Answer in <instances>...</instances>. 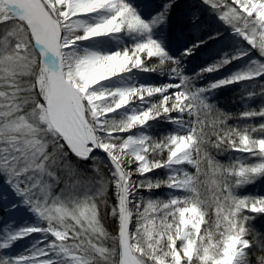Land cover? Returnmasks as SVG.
Segmentation results:
<instances>
[{
    "label": "snow or ice",
    "instance_id": "obj_1",
    "mask_svg": "<svg viewBox=\"0 0 264 264\" xmlns=\"http://www.w3.org/2000/svg\"><path fill=\"white\" fill-rule=\"evenodd\" d=\"M173 3L146 19L131 0H0V207L36 217L0 228V264H264V194L244 191L264 178V103L208 99L240 81L264 96V0H201L222 26L207 40L244 43L192 77L151 35Z\"/></svg>",
    "mask_w": 264,
    "mask_h": 264
},
{
    "label": "rangeland",
    "instance_id": "obj_2",
    "mask_svg": "<svg viewBox=\"0 0 264 264\" xmlns=\"http://www.w3.org/2000/svg\"><path fill=\"white\" fill-rule=\"evenodd\" d=\"M131 2L138 8L141 15L147 19L160 11L168 0H152L147 5L143 3V0H131ZM194 11L199 12V24H193L191 21V15ZM221 27L215 15L209 12L207 6L202 4L201 0H174L167 12L166 21L154 26L151 35L160 41L161 46L170 56L180 61L184 74L192 77L194 74L199 73L200 69L219 60L225 53H231L243 45L244 42L228 30L224 31V36L228 38L226 40L221 38L211 41L207 40L208 35L213 31L220 30ZM197 39L204 40L205 43L200 45L193 54L182 58L181 53L184 48L194 43ZM248 61L249 57H241L223 65L216 71L200 73L199 77L194 80V84L196 87H206L211 82L227 78L237 71L246 70ZM167 78V75L148 73L144 74L141 82H162ZM257 80H264V76L258 77ZM253 86L259 88L260 84L255 81H240L221 86L211 89L208 92V99L216 106L222 101L224 103L221 104H226L235 113L243 112L248 108H254L264 103V96L247 95L253 89ZM158 130L166 132L168 127L161 125ZM260 181L263 182L264 178H261ZM26 210L28 211L27 208ZM11 211L6 212L3 207H0V228L9 223L13 228H18V226L15 227L16 221L13 217L11 221H7L8 214L12 213ZM28 212L33 219L32 223H34L36 217L30 211ZM34 234L36 235L35 238L39 236V233ZM22 241L23 239L11 242V246L3 251L11 255L19 254L18 251L22 247Z\"/></svg>",
    "mask_w": 264,
    "mask_h": 264
},
{
    "label": "bare ground",
    "instance_id": "obj_3",
    "mask_svg": "<svg viewBox=\"0 0 264 264\" xmlns=\"http://www.w3.org/2000/svg\"><path fill=\"white\" fill-rule=\"evenodd\" d=\"M11 212L14 213V214L9 213L8 217H7V221H11V218L13 217L15 219V221H16L15 227L18 226V228H19V227H21L23 225L31 224L33 222V219L30 217L29 212L24 207L18 206L17 208L12 209ZM35 236L36 235L33 233L31 236L25 237L23 239V241L21 242L22 243V247L19 249L18 252L21 253L26 248H28V246L31 244L32 240L35 239Z\"/></svg>",
    "mask_w": 264,
    "mask_h": 264
},
{
    "label": "trees",
    "instance_id": "obj_4",
    "mask_svg": "<svg viewBox=\"0 0 264 264\" xmlns=\"http://www.w3.org/2000/svg\"><path fill=\"white\" fill-rule=\"evenodd\" d=\"M210 100V99H209ZM224 102H220L217 107L225 112L228 113H234V110H231L230 107H228L226 104H221ZM214 104V103H213ZM242 122V121H241ZM229 123H236V120H230ZM222 159H226V157H221ZM244 191L250 192V193H258V194H264V181L261 182L260 180L257 181L255 184L248 185ZM256 228L260 229L261 231H264V218H258L256 221H254ZM105 224L111 229V221L106 219Z\"/></svg>",
    "mask_w": 264,
    "mask_h": 264
}]
</instances>
